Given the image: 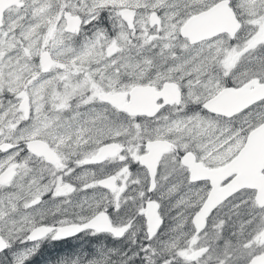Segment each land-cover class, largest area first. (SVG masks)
Here are the masks:
<instances>
[{"label":"snow or ice","instance_id":"snow-or-ice-1","mask_svg":"<svg viewBox=\"0 0 264 264\" xmlns=\"http://www.w3.org/2000/svg\"><path fill=\"white\" fill-rule=\"evenodd\" d=\"M0 264H264V0H0Z\"/></svg>","mask_w":264,"mask_h":264}]
</instances>
